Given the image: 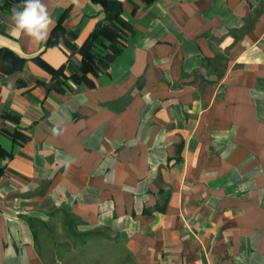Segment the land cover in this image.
Instances as JSON below:
<instances>
[{
  "label": "crops",
  "instance_id": "obj_1",
  "mask_svg": "<svg viewBox=\"0 0 264 264\" xmlns=\"http://www.w3.org/2000/svg\"><path fill=\"white\" fill-rule=\"evenodd\" d=\"M43 2L0 0V264H264V0Z\"/></svg>",
  "mask_w": 264,
  "mask_h": 264
},
{
  "label": "clouds",
  "instance_id": "obj_2",
  "mask_svg": "<svg viewBox=\"0 0 264 264\" xmlns=\"http://www.w3.org/2000/svg\"><path fill=\"white\" fill-rule=\"evenodd\" d=\"M15 29L36 40H46L52 20L43 0H24L22 10L16 6L12 10Z\"/></svg>",
  "mask_w": 264,
  "mask_h": 264
},
{
  "label": "rangeland",
  "instance_id": "obj_3",
  "mask_svg": "<svg viewBox=\"0 0 264 264\" xmlns=\"http://www.w3.org/2000/svg\"><path fill=\"white\" fill-rule=\"evenodd\" d=\"M64 224L66 225V221L64 222ZM43 237L48 238V239H53V238H57V239H61V237L64 236V234H68L70 237H72L73 239L76 240V242H79L83 239V237L86 236V234L81 235L80 233H78V231L76 230V228L74 226H72V228H69L66 226L65 229H62V226H58V228L54 231H51L50 234L48 232H42ZM91 234H93L92 232H90ZM90 233H88L90 235ZM96 247L91 246L89 248H78V252L80 253V256L84 257L85 259H87V257H89L88 259L90 260L91 257L94 256V254L96 253Z\"/></svg>",
  "mask_w": 264,
  "mask_h": 264
},
{
  "label": "trees",
  "instance_id": "obj_4",
  "mask_svg": "<svg viewBox=\"0 0 264 264\" xmlns=\"http://www.w3.org/2000/svg\"><path fill=\"white\" fill-rule=\"evenodd\" d=\"M13 1V8L16 6V5H22L20 2H18L17 0H12ZM7 5V3H6ZM9 6V5H8ZM82 50H86L85 52V55H86V58H90V60L93 58V57H96L93 53H90L88 52V47H82ZM16 134H14V137H15Z\"/></svg>",
  "mask_w": 264,
  "mask_h": 264
}]
</instances>
